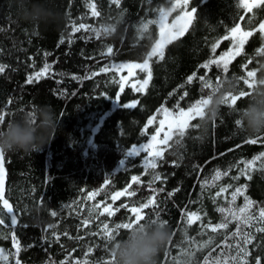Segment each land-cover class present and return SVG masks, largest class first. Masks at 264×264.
I'll list each match as a JSON object with an SVG mask.
<instances>
[{
    "label": "trees",
    "instance_id": "trees-1",
    "mask_svg": "<svg viewBox=\"0 0 264 264\" xmlns=\"http://www.w3.org/2000/svg\"><path fill=\"white\" fill-rule=\"evenodd\" d=\"M171 1L48 0L62 15L61 22L32 26L18 22L14 0H0V66L5 68L0 72V112L5 115L0 126L45 104L59 120L55 136L39 152L4 153V198L17 223L12 224L0 200V219L5 221L0 224V249L7 256L0 264L17 260L20 264H104L111 257V242L104 238L103 224L114 227L134 219L128 208L149 199L155 204L143 210L145 219L167 221L171 233L158 264H236L232 257L238 254L244 233L251 239L245 245L248 264H255L256 258L264 264V232L256 231L262 226L259 210L264 208V157L250 169L245 167L264 152V140L256 144L247 140L264 135L249 137L237 131L233 112L247 104L251 91L244 82L249 79L247 72L258 74L264 68V32L259 27L264 7L248 11L239 0H189L187 10L197 9L192 23L183 36L165 46L162 59L149 60L151 78L137 91L148 73L139 70L123 82L117 66L148 58L159 38V25L149 21H156L160 9ZM80 24L85 27L79 28ZM237 24L252 36L239 54L228 59L227 73L222 65L202 67L229 52L230 30ZM74 26L78 30L73 31ZM45 65L49 66L45 73L35 79ZM29 77L34 78L32 83ZM200 77L212 86L235 78L239 88L235 95H246L232 107L223 106L205 129L197 117L183 137L175 132L155 168L145 163L144 152L127 156L133 146L145 144L154 134L162 109H188L206 98L213 87L206 88ZM132 103L136 107H122ZM133 176L139 181L133 182ZM242 186L243 195L233 201L232 193ZM221 188L226 191L220 192ZM117 192L124 195L113 200ZM90 193L96 195L90 198ZM245 196L254 202L249 210L257 219L242 224L240 234L233 236L237 221L232 213L241 215L238 210L245 205ZM109 205L118 209L115 215H100ZM190 212L200 217L191 225ZM224 222L227 228L212 231ZM126 232L120 230L116 239Z\"/></svg>",
    "mask_w": 264,
    "mask_h": 264
},
{
    "label": "clouds",
    "instance_id": "clouds-1",
    "mask_svg": "<svg viewBox=\"0 0 264 264\" xmlns=\"http://www.w3.org/2000/svg\"><path fill=\"white\" fill-rule=\"evenodd\" d=\"M18 22L32 26L60 23L62 15L52 9L48 0H14ZM252 83L246 106L233 109L237 131L249 137L264 135V68L249 78ZM238 81L225 78L207 93L201 129L228 105L225 97L238 92ZM57 114L50 105H37L32 111L19 114L0 126V152H39L50 143L58 128ZM171 238L166 221L145 219L131 226L123 238L110 243L114 264H158L157 258Z\"/></svg>",
    "mask_w": 264,
    "mask_h": 264
},
{
    "label": "snow or ice",
    "instance_id": "snow-or-ice-1",
    "mask_svg": "<svg viewBox=\"0 0 264 264\" xmlns=\"http://www.w3.org/2000/svg\"><path fill=\"white\" fill-rule=\"evenodd\" d=\"M114 3H119V0H113ZM240 6H242L244 9L248 11H252L255 8H260L264 7V0H239ZM189 4V0H182V3L180 0H177V3H174L172 8H169L167 10L165 9H160V15L159 18L156 21H149V23H157L160 27V39L156 41L155 45L152 47L151 52L148 54V58H146L142 64H134V65H127L129 68H138L141 71L147 72L148 76L146 79L143 80L141 88H138L137 91L142 90L143 86H146L149 82V79L151 78V69L149 67V60L153 56H158L161 59L164 56V48L167 44H170L174 39H178L179 37L183 36L184 33L187 31L189 25L192 23L194 19V14L197 12L196 8H192L191 11H185ZM179 6L181 12L183 15L177 16L176 20L173 21V27L170 29L168 24L166 23L167 16L176 9V7ZM93 15H99L98 12L93 11ZM243 19V17H241ZM85 26L83 24L79 25V28H84ZM260 30L264 32V23L260 24ZM143 28L146 29L147 25H143ZM78 30L75 26L73 27V31ZM231 33L233 34H238L234 37V45L236 46V54H239V51L242 49L244 43L246 42L247 38L252 36L251 31H242L241 27L239 24H237L234 28H232ZM227 39V37H225ZM213 52L215 51L216 45L213 44L212 46ZM231 51V50H230ZM108 52L111 53L112 49L109 48ZM228 53H225L224 56H228ZM224 56H222L219 60H209L206 64L202 65L204 68H208L209 65L211 64H216L218 67L222 65L223 70L225 73L228 71V63L229 60L225 59ZM49 66L45 65V68L39 72L36 73L35 79H39L41 75L45 73ZM120 67H125V65H121ZM5 70L4 66H0V72H3ZM101 71H106V69H101ZM195 73H193L191 76H189L188 83H191L195 77ZM255 75V72L253 71H248L247 72V77H253ZM33 77H29L28 82L32 83L33 82ZM201 81L204 82V86L206 88H211L213 87L210 82H208L205 77H200ZM249 88L252 87V83L250 82L249 79H245L244 81ZM220 81H217V84H219ZM187 95V93H185ZM245 92H240L239 95L235 94H229L225 97L228 105L230 107L234 106L236 102L243 96H245ZM207 99L206 98H201L198 99L195 103H193L187 110L180 108L179 112L175 115H172L168 113V109L164 108L163 111L167 115H171L172 118L169 121V132L165 133L164 139L163 140H158L156 135H153L151 137V140L148 144L145 145H140L139 148L136 146H133L127 153L126 155L129 157L139 155L140 152H147L148 157L151 158L149 160V166L152 168H155L157 165L155 161L159 158L163 157V149L157 147V145L164 144L167 145L168 142L172 139V135L170 134L173 130L178 132V134L183 137L185 135L186 130L190 126V121L200 117L202 118L204 116V105L207 104ZM124 108H134L136 107L135 103L132 104H124L122 105ZM31 115V112H29ZM5 120V115L0 112V123H3ZM149 123H152L151 120H149ZM165 123L164 120L160 121V124L163 126ZM160 129H157V132H159ZM258 140H264V137H257V138H250L247 140V143L249 144H256ZM260 157H264V152L260 153L259 156L254 157L253 161H248L245 164L246 168H251L255 160H259ZM3 161H4V153L0 152V200L3 201V206L4 208L7 209L9 213H12L13 209L11 205L9 204V201L4 198V177H5V172H4V167H3ZM262 168H264V164L261 165ZM243 173V170H241ZM220 173L217 172L216 178H219ZM226 175V173H225ZM251 177H249L250 179ZM156 180L160 179V176L157 175L155 177ZM236 179H239V177H236ZM133 182H138L139 177L133 176L132 177ZM107 183V181H105ZM226 189L221 188L220 192H224ZM220 192L217 193V195H220ZM244 192V187H237L235 191L232 193L233 196V201L235 200V197L237 195H243ZM129 196H134V192H128L127 193ZM96 195L95 193H90L89 196L90 198L92 196ZM124 195L123 192H117L113 195L112 199L115 200L117 197ZM169 195H172V193H169ZM245 199V205L241 208H239V213L241 215H237L235 213H232V219L237 221V232L233 233V236H237L241 232V225L242 224H250L254 219H257L256 217L253 216V214L250 212V207L254 203L253 201L249 200L247 196L244 197ZM155 201L154 199H149L147 203H142L138 207L137 206H132L129 207L128 210L134 215V219L129 220L126 223H117L114 225V227H110L108 223H104L102 226L103 230V235L104 238L108 241L111 242L112 240L116 239V237L119 235L120 230H128L131 226L135 225L138 222L144 221L146 218V214L144 213V209L148 208L150 205H154ZM123 207H128L127 205H122ZM97 209L100 207V205H94ZM220 212H225L224 208L218 209ZM117 210H112L111 206L109 205L108 207H105L103 209V212L100 213V215H104L105 213L108 216H114L115 212ZM52 215H56L55 212H52ZM200 217L196 212H190L187 214V222L189 225H191L194 220H199ZM258 220L262 226L257 227L256 231L257 232H264V208H261L259 210V217ZM5 221L3 219H0V224H3ZM11 222L13 225L17 223V219L15 215L11 216ZM167 222V221H166ZM85 226H87L88 221H84ZM228 227V222L216 224L212 227V231L215 232L219 228H227ZM243 243L238 244V254L234 257H232V260L236 261V264H248V257L250 255L247 247L245 245L251 243V239L248 233L243 234ZM13 239V246L16 247L17 252H19V245L18 241L16 240L15 234L12 236ZM0 260H7V256L4 255V250L0 249ZM207 260V258H206ZM16 264H20L19 260L16 261ZM104 264H114V258L110 257L109 260L105 261ZM255 264H262V259L261 258H256L255 259Z\"/></svg>",
    "mask_w": 264,
    "mask_h": 264
},
{
    "label": "rangeland",
    "instance_id": "rangeland-1",
    "mask_svg": "<svg viewBox=\"0 0 264 264\" xmlns=\"http://www.w3.org/2000/svg\"><path fill=\"white\" fill-rule=\"evenodd\" d=\"M180 2L182 3V0H180ZM174 3H177V0L171 1L169 3V6L166 7L165 10H167L169 8H172V6H173ZM185 11H190V10H187V8H186ZM181 15H183V13L181 12L179 6H177L176 9L174 11H172L167 16L166 23L168 24V26H169L170 29L173 27V21L176 20V17L177 16H181ZM262 23H264V20H263ZM236 35H238V34L231 33V38H232L231 44H232V48H230L231 51L229 50V52H227L229 54L228 56H224L223 55L225 59H230L236 53V46L234 45V42H233L234 41V37ZM159 39H160V27H159V38H158V40ZM134 64H142V63H123V64H120V65L117 66L118 71L121 73L123 82H126L128 79L132 78V76L134 77L136 75L137 71L140 70L138 68H129V67H127V65H134ZM121 65H125V67H120ZM146 78H144V79H146ZM143 80H142V82H143ZM185 110H187V109H185ZM178 112H179L178 109H168V113H170L172 115H175ZM171 118H172V116L165 114V112L162 109V111L160 113V116L158 117V121H157V124H156V130H155V132L153 134V135H156L157 136V139L158 140H163L165 133H168L169 132V126L168 125H169V121L171 120ZM161 120H164L165 121V123H164L163 126L160 124V121ZM157 129H160V131L157 132ZM175 132L176 131L173 130L170 134L173 135ZM151 137L149 138V140L145 144H148L150 142ZM145 144H143V145H145ZM163 146H164V144L157 145V147H159L161 149H163ZM137 148H139V147H137ZM144 153H145V163L149 165L148 162H149V160H151V158L148 157L146 151H144Z\"/></svg>",
    "mask_w": 264,
    "mask_h": 264
},
{
    "label": "water",
    "instance_id": "water-1",
    "mask_svg": "<svg viewBox=\"0 0 264 264\" xmlns=\"http://www.w3.org/2000/svg\"><path fill=\"white\" fill-rule=\"evenodd\" d=\"M4 172H5V177H4V196H5V191H6V178H7V174H6V171L4 169ZM10 204V203H9ZM11 205V204H10ZM12 207V206H11ZM10 216L14 215V212L12 211V213H9Z\"/></svg>",
    "mask_w": 264,
    "mask_h": 264
}]
</instances>
